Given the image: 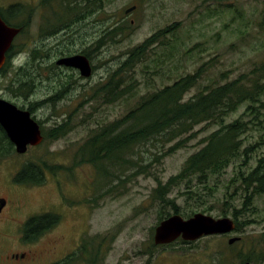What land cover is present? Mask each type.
Wrapping results in <instances>:
<instances>
[{"label":"rangeland","instance_id":"1","mask_svg":"<svg viewBox=\"0 0 264 264\" xmlns=\"http://www.w3.org/2000/svg\"><path fill=\"white\" fill-rule=\"evenodd\" d=\"M3 1L6 0H0V3ZM131 4H137V10L131 15L124 14ZM207 7L217 12L206 14ZM95 11L96 14H91L90 19L85 21L94 22L91 33L95 41L102 39L100 36L105 30L118 24L128 26L125 34L116 43L110 40L111 37L104 36L107 37L104 43L92 51L95 63L93 75L85 80L74 76L76 87L69 93L64 92L56 101H49L35 109L34 115L40 121L45 139L39 145L29 147L26 153L16 152L0 157V195L12 199L13 188L23 187L29 207L34 210H41V207L53 209V213H58L62 212L60 205L56 207L59 194H64L63 204H74L76 211H63L62 224L45 231L42 238L60 233L70 237L83 232L85 237L92 238L94 248L100 253L106 244L102 254L103 264H146L149 256H145V251L159 256L151 264H240L241 256L249 251L254 254L252 264H264L263 195L255 197L253 213L240 217L251 222L241 231L195 241L178 239L167 247L154 243L155 227L161 217L174 214L172 206L157 198L159 181L166 183L171 176L179 173L189 155L203 145L202 139L217 125H197L184 145L171 151L169 149L176 143L175 140L166 143L154 141L156 146H139L136 157L148 162L147 173H133L135 170L128 168L119 172L117 164L108 163L99 168L89 161L76 163L81 157L78 152L85 140L95 130L124 117L143 94L204 67L199 84L187 94L194 95L208 84L212 86L234 79L263 61L264 26L261 24L264 22V0H104ZM72 17L74 19L75 15ZM175 22L178 29L169 37L178 48L177 55L159 75L151 69L144 71L146 67L143 63L147 59L138 63L133 72L138 80L133 89L134 98L128 100V95H125L123 99L110 103L88 98L100 83L109 78L110 72L128 55L130 48L143 42L156 30ZM75 27L80 28L79 37L82 39L87 34L84 33L87 27L78 22ZM159 52L163 53L161 49ZM25 53L21 54L16 64L25 60ZM25 68L37 75L33 95L29 97L19 96V91L8 87L14 70L9 67L0 72V97L18 106L27 107L29 102L49 97L74 81L56 68L48 70L39 65ZM245 108L246 104L241 105L227 121L239 117ZM64 121L69 122L70 130L56 139L48 138L50 130ZM257 136L258 132L252 130L245 141L252 142ZM155 151L167 153L156 160L152 156ZM260 151L258 149L255 154ZM28 162L41 164L46 177L44 184L32 185L16 180V175ZM249 162V166H254L256 158ZM242 163L241 160L232 162L221 174L208 176L205 183L196 177L182 179L171 185L167 197L174 199L180 211L178 214L184 218L202 212L215 218L229 216L234 219L233 206L226 201L233 202L237 207L241 205L243 192L236 175L240 170L249 169ZM48 165L61 168L55 173L47 168ZM120 174L123 178L119 180ZM38 215L42 214L36 212L32 217ZM22 229V224L11 227L9 239L13 243H26L22 239ZM234 236L240 237V240L229 244V239ZM84 262L85 259L76 257L70 258L66 264Z\"/></svg>","mask_w":264,"mask_h":264},{"label":"trees","instance_id":"2","mask_svg":"<svg viewBox=\"0 0 264 264\" xmlns=\"http://www.w3.org/2000/svg\"><path fill=\"white\" fill-rule=\"evenodd\" d=\"M70 1L64 2L65 6L70 5L72 3ZM215 12L217 11L211 7H207L205 11L206 14ZM0 15L7 23L13 24L1 8ZM64 17L66 18L67 14ZM261 26H264V22ZM127 28L125 25H115L108 31V37L115 43L120 42ZM177 29L176 22L160 28L143 42L130 48L127 51L128 55L110 72L109 78L100 83L94 94L88 98L107 103L121 100L125 95H128V100L134 98L136 94L133 89L138 82L134 77V67L147 59V62L143 63L146 67L144 71L151 69L158 74L167 68L168 63L177 55L178 48L176 44H172L169 37L170 33L176 32ZM104 41L105 38L97 41L96 49ZM160 49L163 53L159 52ZM21 51L22 49L11 47L7 52L6 64L0 72H5L9 67L14 70L8 87H14L19 93H27L32 91L37 75L22 66V63L14 64L13 58ZM203 70L204 67H201L193 73L178 77L171 84L140 96L124 117L95 130L85 140L80 146L78 154L81 157L76 163L89 161L99 168L108 163L117 164L119 172L128 168L135 170L133 173H147L148 162L136 157L139 146L148 144L156 146L154 141L166 143L175 140L176 143L169 149L171 151L184 145L187 137L193 135L197 125L203 123L217 125L215 130L202 139L203 145L189 155L179 173L171 176L166 183L159 181L156 188L157 198L172 206L174 214L180 213L174 199L167 197L172 184L191 177L205 183L208 176L221 174L232 162L241 160L245 166H249L251 165L249 161L256 158L254 166H249V169L244 171L240 170L236 175L243 192L240 207L226 201L233 206L236 231H241L251 222L240 217L249 215L248 212L253 213L255 197L264 196V60L234 79L212 86L208 84L194 95H187L191 88L199 84ZM54 98L48 100L56 101ZM243 104H246L244 112L232 121H227L230 114L236 112ZM58 124L50 130L48 138L56 139L70 130L69 122ZM252 130L257 131L258 136L247 143L245 139ZM258 149L261 151L255 154ZM13 153H16L15 145L0 125V157H8ZM165 153L167 152L155 151L152 156L157 160ZM47 168L56 173L61 166L48 165ZM44 174L40 163L28 162L16 175V180L42 185L46 182ZM118 178L120 180L123 177L120 174ZM60 217L53 212L32 217L23 227L24 238L31 240L42 235L57 225ZM165 218L161 217L160 221ZM253 255L252 251L244 253L240 264H252Z\"/></svg>","mask_w":264,"mask_h":264},{"label":"flooded vegetation","instance_id":"3","mask_svg":"<svg viewBox=\"0 0 264 264\" xmlns=\"http://www.w3.org/2000/svg\"><path fill=\"white\" fill-rule=\"evenodd\" d=\"M64 2L68 3V0H6L0 3L3 13L13 23L9 25L21 29L13 39L11 47L18 50L23 49L26 52L25 60L23 59L22 62L24 67L39 65L45 66L48 70L56 68L60 73L68 75L67 77H70V79H73L74 76L78 77V80L89 79L83 77L79 69L59 65L57 61L60 58L77 54L85 55L91 62L93 73L95 72L92 51L93 49L96 50L97 41L101 39L95 41V36L91 33V28H94V22L87 21L86 23L85 21L86 18L87 20L90 19L91 14H96V4L100 6L104 0H98L97 2L96 0H71L70 2L72 3L70 5L67 4V6H65ZM130 8L132 9L127 12ZM137 8V4H131L126 8L124 14H134ZM63 14H67V17L65 18ZM73 15H75L74 19H72ZM77 22L87 27L84 32L87 34L83 35L82 39L79 37L80 28L75 27ZM131 22L133 23L134 20L132 19ZM109 30H105L100 37L106 39L107 37L104 36H108ZM73 80L70 84L64 85V90L61 87L59 91L49 97L29 102L27 107L16 105L22 109L29 110L33 117L37 119L34 115L35 109L43 107L49 102L48 99L51 97L59 99L64 92L69 93L72 88L76 87V80ZM33 87L35 88V84H33ZM33 91L34 89L27 93L20 92L19 96H32ZM11 194L13 195L12 199L0 195V264H66L70 258L76 257L85 259L86 263L84 262V264H103L105 262L102 260V254L105 253L106 244L104 243L100 253L98 249L94 248L92 238L85 237L83 232L70 237L60 233L45 239L40 235L28 240L24 238L22 229V239L26 243L21 241L18 242L20 244L13 243L9 239L11 237L9 231L14 224H22V227H24L36 212L44 214L53 212V209L41 207V210H34L29 207V204L25 202L28 199L25 198L26 193L23 187L13 188ZM60 194L56 207L59 208L60 205L62 212H54L61 216L57 225L63 222V211L68 213L76 211L74 204H63L65 200L64 194ZM10 200H13V202ZM52 228L49 230H52ZM224 235L227 234L210 235V237ZM85 239H87V245H85ZM169 245L160 246L167 247ZM145 252V256H149L146 264H151L153 260L154 262L158 260L159 256H155L153 253L152 255L151 251ZM93 261L96 262L93 263Z\"/></svg>","mask_w":264,"mask_h":264},{"label":"water","instance_id":"4","mask_svg":"<svg viewBox=\"0 0 264 264\" xmlns=\"http://www.w3.org/2000/svg\"><path fill=\"white\" fill-rule=\"evenodd\" d=\"M20 31V28L7 24L0 15V69L5 65L7 52ZM57 64L77 68L86 78L93 74L91 62L85 55L63 57L57 61ZM0 125L19 154L26 153L30 146L39 145L44 140L41 125L32 113L2 97H0ZM236 227L235 220L229 216L215 218L199 212L184 218L180 214H173L156 226L154 243L170 244L180 237L186 241H195L203 236L231 233L236 230ZM238 240L240 237L234 236L229 239V243L232 244Z\"/></svg>","mask_w":264,"mask_h":264}]
</instances>
